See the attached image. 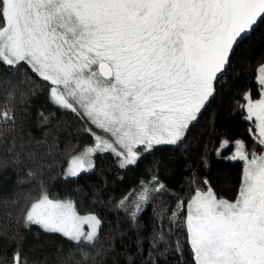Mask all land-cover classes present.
I'll return each instance as SVG.
<instances>
[{"label":"snow or ice","instance_id":"snow-or-ice-1","mask_svg":"<svg viewBox=\"0 0 264 264\" xmlns=\"http://www.w3.org/2000/svg\"><path fill=\"white\" fill-rule=\"evenodd\" d=\"M259 22L264 0H0V64L29 66L48 83L54 105L101 133L87 129L95 143L72 157L66 175L76 176L94 167L90 157L97 152L110 151L124 167L155 146L182 141L235 47ZM257 83L261 98L246 93L241 107L258 122L264 147V65ZM9 122L15 123L11 109L0 113V123ZM235 143L231 159L245 162L236 199L218 198L205 180L206 190L197 188L188 203L184 226L194 264H264V152ZM15 148L13 142L8 150ZM153 184L134 202L137 211L149 199L145 193L164 188L156 178ZM24 224L94 246L101 220L41 185ZM174 250L182 260L180 241ZM13 264H26L19 251Z\"/></svg>","mask_w":264,"mask_h":264},{"label":"trees","instance_id":"trees-1","mask_svg":"<svg viewBox=\"0 0 264 264\" xmlns=\"http://www.w3.org/2000/svg\"><path fill=\"white\" fill-rule=\"evenodd\" d=\"M260 65L264 22L236 47L214 95L182 141L155 146L124 167L114 154H98L93 169L64 178L70 159L93 142L88 121L54 105L48 83L29 66L0 64V113L11 109L15 117L14 124L0 123V262L13 264L19 251L26 264H194L184 221L195 190H206L207 180L217 197L234 201L245 166L227 156L234 141L243 140L256 153L264 148L257 141L255 120L241 107L250 90L258 95ZM225 139L230 146L220 151ZM13 142L16 148L9 151ZM153 178L164 188L145 193L149 199L141 200L137 211L134 202L145 187L154 186ZM41 185L52 198L70 199L80 213L99 217L94 246H78L38 225L25 226L24 214ZM177 241L182 260L174 250ZM165 248L168 252L159 255Z\"/></svg>","mask_w":264,"mask_h":264},{"label":"rangeland","instance_id":"rangeland-1","mask_svg":"<svg viewBox=\"0 0 264 264\" xmlns=\"http://www.w3.org/2000/svg\"><path fill=\"white\" fill-rule=\"evenodd\" d=\"M247 110V109H246ZM68 111H71V110H68ZM247 113H248V111H247ZM248 115H249V113H248ZM253 118H255V117H253ZM258 122L256 121V124H257ZM88 124H89V126H88V129L90 128L91 130H92V132L93 133H96L97 135H101V133L97 130V128L94 126V125H92L91 123H89L88 122ZM89 132V131H88ZM90 133V132H89ZM91 134V133H90ZM92 135V134H91ZM92 137H93V135H92ZM237 140H239V141H243V140H240V139H237ZM237 140H235L234 141V148H233V150L229 153V155H227L228 156V158H230L231 159V157H233V155L235 154V152L237 151V145H236V141ZM223 141H228V145L227 146H224V147H222V143H221V145H220V151L222 150V149H225V148H227V147H229L230 146V141L229 140H227V139H225V140H223ZM222 141V142H223ZM244 142V141H243ZM94 143H95V139H94V137H93V142L89 145V146H86L85 148H88V147H92L93 145H94ZM171 145H174V144H171ZM244 145H245V143H244ZM142 147V146H141ZM85 148H83L80 152H82ZM79 152V153H80ZM107 152H109V153H111L110 151H104V152H97V153H95L94 155H92L91 157H90V160L91 161H94V167H95V164H96V156L98 155V154H103V153H107ZM78 153V154H79ZM144 152H142L141 153V155L143 154ZM78 154H76V155H74V156H77ZM140 155V156H141ZM116 156V155H115ZM139 156V157H140ZM117 157V156H116ZM139 157L137 158V160L139 159ZM118 158V161H119V163H120V165H121V159L122 158H120V157H117ZM72 159V158H71ZM71 159H70V161H71ZM137 160H136V162H137ZM232 160H239V159H232ZM70 161H69V164L67 165V167H66V169H65V171H64V174H63V177L64 178H70V177H73L71 174H68V175H66V172H67V170L70 168ZM135 162V163H136ZM126 166H128V165H126ZM94 167H92L91 169H93ZM245 167V166H244ZM90 169V170H91ZM88 171V170H87ZM219 198V197H218ZM61 200H64V199H61ZM226 200H228V199H226ZM229 201H233V200H229ZM81 215H88L89 213H80ZM91 214H93V215H95V216H97L96 214H94V213H91ZM98 217V216H97ZM99 218V217H98ZM101 226V225H100ZM85 228L87 229L88 228V226L87 225H85ZM99 232H100V229H99ZM99 232H98V235H99Z\"/></svg>","mask_w":264,"mask_h":264},{"label":"flooded vegetation","instance_id":"flooded-vegetation-1","mask_svg":"<svg viewBox=\"0 0 264 264\" xmlns=\"http://www.w3.org/2000/svg\"><path fill=\"white\" fill-rule=\"evenodd\" d=\"M257 91H258V95L257 94H253L252 90H250L248 93L250 94V97L252 100H258L261 98V87L258 86L257 87ZM244 104H246V99H245V96H244ZM246 109V108H245ZM247 111V110H246ZM248 114V113H247ZM249 116V115H248ZM255 120V118H253ZM256 122V120H255ZM256 133H257V127H256ZM245 143V142H244ZM251 152V151H249ZM261 152H264V148H262V150L260 152H257V154L261 153Z\"/></svg>","mask_w":264,"mask_h":264},{"label":"water","instance_id":"water-1","mask_svg":"<svg viewBox=\"0 0 264 264\" xmlns=\"http://www.w3.org/2000/svg\"><path fill=\"white\" fill-rule=\"evenodd\" d=\"M259 23H260V22H259ZM259 23H258V24H259ZM258 24L254 27V29L258 26ZM254 29H253V30H254ZM253 30H251V31L248 33L247 37L253 32ZM247 37H246V38H247ZM243 40H244V39H243ZM243 40H242V41H243ZM242 41H241V42H242ZM241 42H240V43H241ZM240 43H239V44H240ZM239 44H238V45H239ZM236 47H237V46H236ZM236 47H235V49H236ZM235 49H234V51H235ZM233 54H234V52H233ZM233 54H232L231 57H230V62H231V59H232ZM227 68H228V67H227ZM225 73H226V71L223 73V75H222L221 77H223ZM221 77H220V78H221ZM220 78H219V79H220ZM219 79H218V80H219ZM218 80H217V81H218ZM215 83H216V82H215Z\"/></svg>","mask_w":264,"mask_h":264}]
</instances>
